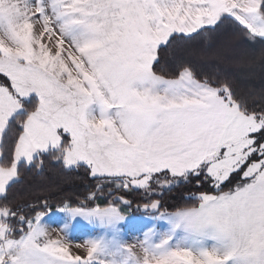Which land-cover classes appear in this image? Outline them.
I'll list each match as a JSON object with an SVG mask.
<instances>
[{
	"label": "snow or ice",
	"instance_id": "snow-or-ice-1",
	"mask_svg": "<svg viewBox=\"0 0 264 264\" xmlns=\"http://www.w3.org/2000/svg\"><path fill=\"white\" fill-rule=\"evenodd\" d=\"M0 78V264H264V0H0Z\"/></svg>",
	"mask_w": 264,
	"mask_h": 264
},
{
	"label": "trees",
	"instance_id": "trees-1",
	"mask_svg": "<svg viewBox=\"0 0 264 264\" xmlns=\"http://www.w3.org/2000/svg\"><path fill=\"white\" fill-rule=\"evenodd\" d=\"M239 51V48H238ZM257 58H259V51L254 53ZM2 79V78H0ZM261 85V80L259 76V70L257 69V75L254 80V86L258 89ZM47 167L43 176H36L33 173L26 172L24 186H40L43 185L46 189V193L50 194L53 201L60 205L65 200H68L73 206H76L78 200L83 199V194L90 189L85 187V185L94 184L95 181L88 179L83 170L79 172L67 173L62 170V168L53 163L46 162ZM186 194V190H180L179 192H173L172 194L165 196L164 207L169 211L175 210L176 207H182L189 201L181 199L183 195ZM141 193H133L128 198L136 203H143L141 200ZM134 214L141 213L140 211L132 210Z\"/></svg>",
	"mask_w": 264,
	"mask_h": 264
},
{
	"label": "rangeland",
	"instance_id": "rangeland-1",
	"mask_svg": "<svg viewBox=\"0 0 264 264\" xmlns=\"http://www.w3.org/2000/svg\"><path fill=\"white\" fill-rule=\"evenodd\" d=\"M98 203L103 204L102 201H98ZM125 211H126V213L128 211H130V213L132 215H135V216H138V217L139 216H147L148 215V214H142V213L134 214L132 212V209L131 210H125ZM81 224L83 225V227H81L79 230H77L76 232H74L72 234V243H73V246H74V248H73L74 251H77V249L75 248V245H77V244H80V245L85 244V241L88 238H90L93 235L98 234V232H99V229H96V228H94L92 226L87 225V223L85 221H81ZM139 235H140V233L137 232V233H134V234H132L130 236H126V239H128L129 243H134L136 236H139ZM79 251L82 253L83 249H79Z\"/></svg>",
	"mask_w": 264,
	"mask_h": 264
},
{
	"label": "water",
	"instance_id": "water-1",
	"mask_svg": "<svg viewBox=\"0 0 264 264\" xmlns=\"http://www.w3.org/2000/svg\"><path fill=\"white\" fill-rule=\"evenodd\" d=\"M136 204H140V203H136ZM136 204L133 203V207H132V209H134L135 211H138V210L136 209ZM140 212H141L142 214H146V213H144L142 210H140Z\"/></svg>",
	"mask_w": 264,
	"mask_h": 264
}]
</instances>
